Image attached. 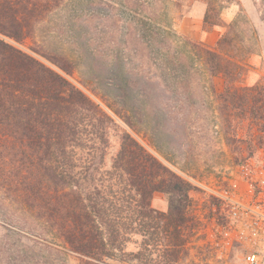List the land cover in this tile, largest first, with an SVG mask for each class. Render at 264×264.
<instances>
[{
	"label": "rangeland",
	"instance_id": "1",
	"mask_svg": "<svg viewBox=\"0 0 264 264\" xmlns=\"http://www.w3.org/2000/svg\"><path fill=\"white\" fill-rule=\"evenodd\" d=\"M207 5L213 11L203 25ZM196 44L213 50L233 45L246 67L241 85L264 88V0H65L15 45L62 74L113 119L117 127L103 171L111 170L116 135L124 130L194 186L188 214L195 226L185 233L179 259L168 262L159 246L149 264L155 258L157 264H243L250 250L264 251V223L256 236L230 226V207L222 198L251 205L259 195L264 202V129L233 115L222 124L213 94L222 91V79L209 76ZM42 55L65 58L72 73ZM126 116L131 128L122 122ZM150 204L166 212L168 197L155 193ZM0 264L80 262L54 233L5 210L0 199Z\"/></svg>",
	"mask_w": 264,
	"mask_h": 264
},
{
	"label": "trees",
	"instance_id": "2",
	"mask_svg": "<svg viewBox=\"0 0 264 264\" xmlns=\"http://www.w3.org/2000/svg\"><path fill=\"white\" fill-rule=\"evenodd\" d=\"M64 1L0 0L2 205L20 219L41 223L80 264H149L159 246L175 263L185 233L195 226L188 214L194 186L124 130L116 135L119 147L111 170L103 171L109 137L117 127L113 119L58 71L15 46ZM212 11L207 5L203 25ZM193 46L209 76L222 79V91H213L222 124L233 115L264 129V88L241 85L246 67L240 55H233V45H217V50ZM42 56L62 73H72L65 58ZM122 122L131 128L128 116ZM155 193L168 197L166 212L151 207ZM129 244L136 250L126 252Z\"/></svg>",
	"mask_w": 264,
	"mask_h": 264
},
{
	"label": "built area",
	"instance_id": "3",
	"mask_svg": "<svg viewBox=\"0 0 264 264\" xmlns=\"http://www.w3.org/2000/svg\"><path fill=\"white\" fill-rule=\"evenodd\" d=\"M222 198L230 207L228 217L230 226L242 227L246 234L250 233L256 236L261 224L264 223V214L260 213L264 202L261 201L259 195L251 205L237 203L228 195H224ZM243 264H264V251L250 250L243 256Z\"/></svg>",
	"mask_w": 264,
	"mask_h": 264
}]
</instances>
